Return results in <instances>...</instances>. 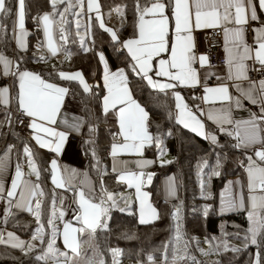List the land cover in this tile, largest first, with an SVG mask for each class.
I'll use <instances>...</instances> for the list:
<instances>
[{
  "label": "snow or ice",
  "instance_id": "1",
  "mask_svg": "<svg viewBox=\"0 0 264 264\" xmlns=\"http://www.w3.org/2000/svg\"><path fill=\"white\" fill-rule=\"evenodd\" d=\"M53 9L51 13L37 15L34 19L38 24L42 23L44 35L48 41V48L51 54L55 56L59 49L53 46V26L56 23L55 17L60 18V40L67 41L65 35L66 29L63 25L68 23L66 16L72 13L77 16L76 35L80 40L81 47H84L85 37L80 36L79 29L82 25L79 18L95 11L97 15L95 20L105 31L111 33L113 41L122 44L123 48L131 58V71L146 80L152 89L161 92L172 91L175 100V109L177 110L175 120L185 129H190L193 133L210 139L214 144L218 142L217 135L211 131L206 132L205 120L213 122L218 126V131L234 138L233 148L242 149L245 152L251 151L246 156V163L242 166L246 172V182L241 180L229 181L224 190L220 193V211H246L249 221V227L241 237L238 233L234 234L236 238L244 241L243 247H235L227 242V239L219 240L212 244V240L206 239L209 244V250L200 249L203 255H210L213 252L223 254L231 251L239 253L249 246H255L256 252L250 254L249 264H264V78L253 80L249 73H264V20H261L260 13H264V0H134V12L137 16L136 33L132 38L125 41H119L118 34L111 28H106L100 15L99 0H50ZM64 6L61 10V6ZM79 7V12H72L73 8ZM124 7L118 6L115 11L124 16ZM170 13V15H169ZM15 16L12 22V38L21 49L26 48L24 37L28 35L25 31V0H16V7L9 6V0H0V33L6 35L5 18ZM91 16L83 25L87 34L91 28ZM207 28H221L224 48L227 53L226 64L227 74L225 77H216L217 85L208 86L200 78V73L194 66L199 63L204 67L207 63V56L195 55V40L192 35L194 30ZM252 33V43L247 40L248 33ZM85 51L88 49L85 47ZM167 55L168 58H164ZM100 61L104 65V86L107 94L103 97V111L107 114L110 110H116L119 123V135L123 137L122 143H113L111 146V155L115 158L118 154H140L146 146L161 148V136H153L148 129L149 113L139 102H137L131 93L128 76L124 68L111 71L104 55L100 54ZM44 59V57H38ZM154 62L158 67H154ZM0 64L3 65V71L0 73L3 77H14L17 83V91L13 97L8 87H0V106L5 109V119L7 125L0 123V127L10 126L13 113L9 110L12 99H15L17 110L22 112L27 118L31 119L29 125L35 132H44L50 137L57 138L55 151L59 152L62 143L66 138L65 132H57L48 127L49 124L56 123L57 114L60 111L61 104L68 89L59 87L43 79L41 75L29 70H22L19 66V58L14 63L13 58L0 52ZM258 65L259 67H257ZM14 69V70H13ZM151 73V74H150ZM59 77L68 80H78L84 88V91H90V86L84 81L82 73L76 72L68 74L59 72ZM164 78V82L160 79ZM222 80L228 83L219 82ZM201 85L203 95L199 97L202 105H192L191 107L183 102L180 92L175 91L178 87H195ZM235 89L239 95H235L230 89ZM250 102L253 106H258V111L248 109L247 118H236L234 109L244 108V101ZM219 105L218 107L216 105ZM204 105H207L205 108ZM72 127L78 130L77 125ZM170 134V133H169ZM37 143L42 147H50L51 141L45 144L39 135L35 136ZM13 146H7V153L12 151ZM24 153L27 159L29 172L26 174L20 163L15 168V176L11 180V188L5 189L2 177H0V194L5 193L9 199L10 208L13 206L19 210H26L35 216L37 229L33 235V240L39 239L41 244L45 243L44 225L41 223L42 201L39 197L45 196L41 186L26 178V176L35 175L37 180L40 178L33 153L30 148L25 146ZM126 163V162H125ZM138 167L143 169L145 166L154 163L150 160H137ZM164 163V162H162ZM171 163V161H167ZM7 167L6 161L0 159V173ZM52 182L56 187L76 189L86 184L87 181L77 182L78 173L74 169L65 168L61 172L56 160L51 161ZM201 175V188L205 187L203 179L204 168L208 167L207 161L198 166ZM220 161L217 160L215 167H212L207 173L208 179L212 176H219ZM113 171H118V179L121 182H127L129 187H134L136 199L139 201L140 223H148L151 220L159 218L155 207L148 203L149 194L143 192L142 186L145 180L144 171H131L127 168L117 169L113 166ZM152 173L147 174V181L150 183L153 178ZM167 191L170 195L175 194V187L170 181ZM203 195V191H202ZM211 193H208L210 198ZM107 202H112L110 206H115V198L108 194L103 195L99 203L93 202V199L86 198L85 192L79 191V215L76 216L79 227H74L71 222H65L63 225V242L67 249H70L74 256H79L80 240L79 235L88 234L93 236L98 228H106L105 217L108 212ZM128 207H131L129 205ZM211 205H205L204 214L207 215ZM122 208L120 211H125ZM180 207H176L172 213L175 224L176 235L174 237L177 245L183 240L180 230ZM11 214V213H10ZM64 211H60L57 217L55 211L48 218V224L52 226V238L47 241V246L36 256L37 260L54 261V264H72L73 257L67 252H60L54 247L55 236L58 229L55 227L56 218L63 219ZM225 233V237H227ZM0 232V243L10 244L11 247L18 248L25 255L36 249V245L21 240L12 232L6 234ZM188 241H184V255H181L180 248L172 250V264H183L186 259H191L192 264H203L197 261L195 257H189ZM168 247L164 246V261H168ZM25 248L27 250H25ZM114 261L118 264L115 257L119 250L111 249ZM62 258V260H61ZM149 260H154L149 256ZM100 264H104L101 259ZM219 264V262H213Z\"/></svg>",
  "mask_w": 264,
  "mask_h": 264
},
{
  "label": "trees",
  "instance_id": "2",
  "mask_svg": "<svg viewBox=\"0 0 264 264\" xmlns=\"http://www.w3.org/2000/svg\"><path fill=\"white\" fill-rule=\"evenodd\" d=\"M99 1L105 27L115 30L121 42L133 37L136 20L134 0ZM143 2L144 0H141V3ZM15 5L16 0H9L10 7L15 9ZM118 6H126L123 17L115 11ZM63 7L62 5L61 10ZM48 11H53L50 0H25V23L28 28L27 46L21 51L16 49L11 31L15 16H10L3 21L7 27L6 35L0 33V52L13 58L14 63L16 58H19V66L22 70L37 73L48 82L67 85L71 93L83 103L85 127L81 145L86 159L85 170L94 181L93 194L95 197L101 198L103 193L117 192L123 188L115 182L116 175L109 170L110 158L106 156L117 131L115 129L116 116L113 111H109L107 114L102 112L100 103L103 96L102 89L93 86L89 92H86L80 86L79 81L78 83L71 80L62 81L58 75L59 72L80 71L87 84H92L95 80L99 81L102 69L96 60V52L102 53L112 70L119 69V67L125 69L134 99L149 113V131L153 136L160 135L162 141V151L161 148L153 144L146 146L143 153L144 156L152 157L155 160L154 165L149 169V173L154 175L147 191L151 203L154 204L159 214L158 219L146 224L138 223L135 212L136 205L135 202H132L131 207H128L129 205L124 207L125 211H120L122 208L118 207L111 209L106 228H98L93 236L88 234L79 236V256L69 254L63 249L59 240V224L55 226L58 231L54 247L73 257L72 264H100L101 259L104 264H113L114 257L111 249L119 250L118 257H115L118 264H165L163 253L164 246L167 244L169 245L167 264H172L173 248L179 247L180 254L184 255V241H188L187 255L195 257L203 264H213L217 261L219 264H249L250 254L256 252L255 246H249L239 253L228 251L223 254L213 252L210 255H203L200 251V249L209 250V244L205 241L213 237L217 238L212 240L213 245L219 240L227 239L230 245L243 247L244 241L236 238L234 234L238 233L241 237L245 234V230L249 227L246 213L237 211L229 215H219L216 206L217 193L223 184L228 179L242 175L239 163L245 162L244 153L233 148V141L230 139L218 137V142L211 144L178 124L175 120V100L172 93L154 90L148 85L146 86L139 76L133 74L130 61L125 53L119 50L120 43L112 40L111 33L101 28L95 17L91 20L92 26L88 32L90 40L87 41L85 38L84 47H81L80 40L76 35L78 18L72 13H68L66 16L68 23L63 25L68 39L61 42V47L64 49L63 57L56 59L36 54L33 46L41 43V29L34 17ZM79 11V7L72 10V12ZM84 17L79 18L82 25L79 33L83 37H85L83 25L86 23ZM56 18H58L56 35L60 37V18L58 16ZM85 47L88 49L87 51L84 50ZM41 56L44 59H38ZM1 80L0 75V85L2 84ZM6 122L5 109L0 106V123L6 125ZM183 139H187L191 143H188L187 146ZM8 144H12L17 151H20L23 146L29 145L35 163L40 170V178L36 181L45 193V196L39 197L43 202L41 223L44 225L45 243L41 244L39 239L34 240L36 249L27 255L18 248L11 249L8 246L0 245V264H45V261L37 260L36 256L41 254V251L47 246V241L52 238L53 228L48 224V218L56 209L54 208L56 193L49 186V154L32 148L29 138L18 132L13 124L8 127H0V153ZM164 152L170 155L171 163H159ZM218 159L220 175L212 176L209 180L207 173L216 166ZM205 161H207L208 167L204 168L205 187L202 190V177L198 175L200 172L198 166ZM169 173L175 178L178 192L176 193L177 199L173 202H165L160 197V180ZM208 193H211L210 198H206ZM205 205H211L207 215L204 214ZM176 207L181 209L179 224L183 240L179 245L174 239L176 221L172 215ZM8 217L5 226L8 230L19 233L25 239L33 237L37 229L34 215H22L14 211ZM225 233L229 235L225 237ZM150 255L154 257V260H149ZM47 264H54V261L49 260ZM183 264H192V260L186 259Z\"/></svg>",
  "mask_w": 264,
  "mask_h": 264
},
{
  "label": "crops",
  "instance_id": "3",
  "mask_svg": "<svg viewBox=\"0 0 264 264\" xmlns=\"http://www.w3.org/2000/svg\"><path fill=\"white\" fill-rule=\"evenodd\" d=\"M72 2H74V0ZM99 3H100V1H99ZM15 7H16V5H15ZM85 10H86V0H85ZM51 12L52 11H48L47 13H51ZM44 13H46V12H44ZM42 14H40V15H42ZM96 15H97V13L95 11H93L91 13H88L87 15H85L84 21L87 22L89 16H91L93 18ZM100 15L102 16L101 7H100ZM169 15H170V13H169ZM260 17H261V20H264V13H260ZM57 19L58 18L55 17L56 21H57ZM135 19L136 20H135L134 32L136 33L137 16H136ZM39 26H40V29H41V32H40L41 43L39 45L36 44L35 46H33L34 52H36V54L38 53L39 55H42L44 57H56V58L63 57L64 49H62V47H61V45H62L61 42L62 41L60 40V37L58 35H56L57 22L53 26V46L57 47L59 49V51L57 52V54L55 56H53L51 54V50L48 48V41H47V38L44 35L42 23H40ZM91 26H92V21H91ZM206 30L207 31L213 30V28L194 30L192 35L194 37L195 33L200 32V31H206ZM25 31L28 33V28L26 27V23H25ZM84 34H85V32H84ZM84 36H85L87 41L90 40L89 36H87L86 34ZM27 38L28 37L26 35L24 37L26 46H27V42H28ZM247 40H248V42L250 44L252 43V33L251 32H250L249 39L247 38ZM222 43H224V39L222 40ZM15 45H16V49L18 51L23 50V49L19 48V46L16 44V42H15ZM118 47H119V50H121L122 52L125 53V55L127 56L128 60L130 61V65H131L132 61H131L129 53L127 52V49L123 48L121 43L119 44ZM100 54H101L100 52H96V57H97L96 60L98 61L99 65H100V67L102 69L101 74H100L101 77H100L99 81H94V82L97 83V86L99 87V89L103 90V96L100 99V103H101L102 112L104 113V111H103V97L107 94V89L104 86V80H103L104 65L100 61V58H99ZM224 56H225V60H226L227 53L225 52V48H224ZM8 57L11 58L10 56H8ZM164 58H168V56L165 55ZM194 66L196 67L197 71L200 73V78H201L202 82L204 84L208 85V86L217 85L218 80L216 79V77L219 76V77L223 78L227 74V64H225L224 66L221 65V66L213 67V66L209 65L208 59H207L206 65L204 67H201V65L199 63H196ZM154 67H158V64H156L155 62H154ZM120 68H122V67H119V69ZM109 69L111 71H116L117 70V69L112 70L110 67H109ZM0 71H1V73L3 71V65L2 64H0ZM64 72L68 73V74L76 73V72H70V71H64ZM1 78H4V77L1 75ZM154 79H160L161 82H164V78H156V77H154ZM61 80L64 81V80H68V79H62L61 78ZM71 81L78 83V80H71ZM84 81H85V79H84ZM143 82H145L146 86L148 85L146 80H143ZM219 82L228 83V81H226V80H222V81H219ZM50 83H54V84H56L59 87H63V88L68 89L67 85H65V84L64 85L57 84L56 82H50ZM88 85L91 86L90 84H88ZM5 86L8 87L7 85H2V84L0 85V87H5ZM14 86L15 87L13 89L10 86L8 87L10 89V94L13 97L15 96L16 91H17L16 80L14 81ZM80 86L84 90L83 85L81 84ZM195 87H202V86L201 85H197ZM189 88H191V87H183V86H181V87L176 88L175 91L180 92L181 96L183 97V102L187 103L190 107L192 105H202L203 102H202L201 99H199V97H201V96H195V94L192 95V94L188 93ZM154 90H157V89H154ZM230 90L235 95H239L238 93L235 92L234 88L230 89ZM157 91H159V90H157ZM87 92H89V91H87ZM168 92L172 93L171 90H169ZM132 96H133V94H132ZM173 99H174V97H173ZM243 103L245 105L244 108L234 109V115L236 116V118H247L248 109L252 110V108H254L255 111H258V106H253V105L250 104V102H248L246 100ZM216 106L218 107L219 105L217 104ZM14 107H17V104H16L15 99H12L11 104L9 106V110H11ZM204 107L206 108L207 105H204ZM110 111H113L114 116H116L117 124L115 126V129L117 131H116V133L114 135V140L111 142V145H110V147L108 149V152L106 154V156L108 158H110L109 170L115 173L116 180H117L116 182H118L119 185L123 186V188L120 189L119 191H124L125 189L129 190V189H132V188L127 187V182L119 181V179H118L119 172L118 171H113V166L115 165V167L117 169L127 168L128 170L137 171V172L142 170V171L145 172V174H146L145 176H147V173H149L150 167L154 165L155 160L152 157L149 158V157L144 156L143 155L144 149H143L142 155H140V154L121 153V154H118L117 157L114 160V158L111 155V146H112L113 143H122L123 142V137L118 134L119 133V123H118V118H117L118 109L110 110ZM252 111H254V110H252ZM176 112H177V110L175 109V111H174L175 115H176ZM83 113H84L83 103L75 95H73L71 93V90L68 89V92L65 94V96L63 98V102L61 104L60 111L57 114L56 123L47 125L48 127H51L53 129H55L57 132H65L67 134L64 142L61 145V148H60L59 152L55 151V144H56L57 138L50 137L44 132H39V133L35 132L32 128L29 127V125L31 123V119L30 118H28L29 119L28 127H29L31 135H29V136L24 135V136L29 138L30 146L32 148H34L37 151H42V152H46V154H49V156H48V160H49L48 161V169H49L48 172L50 174L49 186L56 193L55 207H54V208H56L55 212L57 214V217H58L60 211H64V213H65L64 218L62 220L58 219V218H56L54 220L55 226H56V224H59L58 225L59 229H60V238H59V240H61L62 242H63V235H62L63 225H64L65 222H71L74 227H79L80 226V224L76 220V216H78L80 214L79 211H78V207H79V204H78V202H79V191L82 189L85 192L86 198H91L92 199V198H96L97 197V196L95 197V195L93 194L94 193V189H95V186H94V183H93L94 181L91 179V177L88 175V172H86V170H85V168H86L85 167L86 159H85V155H84L85 154L84 150H83L82 146L80 145V147H79V145H77L76 141L73 140V138L71 137V134L73 136H78V137L82 136L83 137V134H84L83 130H84V127H85V117L83 116ZM72 125H77L78 126V130L74 129L72 127ZM205 125H206V129H205L206 132L211 131V132H213L214 134L217 135V138L218 137H224L225 139H230L231 141H233V143L235 142L233 137H229L225 133L219 132L218 131V126L214 125L213 122L205 120ZM188 130L190 131V129H188ZM194 134H196V133H194ZM36 135H39L41 140L45 144H47L49 141H51V146L50 147H42L41 144L37 143V141L35 139ZM196 135L198 136V138L206 140L208 142H211V144H213V142L210 139H205L203 136H200L198 134H196ZM9 145L10 144L6 145L4 147L5 149H3L1 151V153H0V159H4L6 161V164H7L6 169L2 173H0V177H2V181H3L5 189H10L11 188V180L15 176V168H16L17 163H20L22 165L23 171L26 174L30 171L28 166H27V159H26V155L24 153V148H25L26 145L23 146V148L20 151H17L13 147L12 151L8 152L7 156H5V152L7 151V146H9ZM11 146H13V145L11 144ZM28 148H30V147H28ZM239 150L244 153V155H245V162L244 163H246V156L250 155L251 151L245 152L242 149H239ZM53 160H56L58 168L61 170V172L65 168L74 169L78 173L77 182L86 180L87 183L82 185L81 187H77L76 189H72V188L61 189V188L56 187V185L53 184V182H52L51 161H53ZM137 160H150V161H154V163L145 166L143 169H140L138 167L137 163H136ZM241 170H242V175L241 176H236L234 178L228 179L227 181L225 180L226 182L223 184V186L220 188L219 192L217 193L218 200H217L216 209H217L219 215H221V214L229 215V214H233V213L237 212V211H232V212H228V211L221 212L220 211V193L224 190V188L227 186L229 181L241 180V181L246 182L245 168L243 166H241ZM164 177L162 178V180H160L161 193L162 194H163L164 188L168 187L170 181L173 183V185L175 187V183L173 181L174 177H173V175L171 173H169L167 175H164ZM26 178L37 183V181H36L37 177L34 174L31 175V176H26ZM147 187L148 186H146V189H147ZM119 191H117V192H119ZM129 193L131 194V192H129ZM162 194H161V196H162ZM9 199H11V198L7 197L6 192L0 194V232H3L5 234V238H7L6 234L8 232H12L16 236H18L21 240L34 245L35 243L30 241V240H33V238L25 239L19 233L13 232L11 230H8L5 227L6 223L8 221V218H9L8 216H9L10 213L16 211V212H19L22 215L31 214V213L27 212L26 210L16 209L14 207L15 200H13V206L10 208ZM93 202L99 203L100 202V198L98 197L96 199H93ZM165 202H166V200H165ZM114 207H116V206H114ZM136 208H135V212H136ZM241 212L246 213V211H243V210H241ZM136 215H137V212H136ZM246 215H247V213H246ZM79 236L80 235L78 234V237ZM0 245L8 246V248H11V249H16L14 247H11L10 244L0 243ZM62 245H63L64 249L69 250V249H67L65 247L64 242H63Z\"/></svg>",
  "mask_w": 264,
  "mask_h": 264
},
{
  "label": "built area",
  "instance_id": "4",
  "mask_svg": "<svg viewBox=\"0 0 264 264\" xmlns=\"http://www.w3.org/2000/svg\"><path fill=\"white\" fill-rule=\"evenodd\" d=\"M250 32L248 33L247 38L249 39ZM194 40H195V55L198 57L200 55H206L208 58V63L210 66H224L226 64L225 56H224V43H222L223 40V34L222 29L220 28H214L213 30L209 31H200L194 34ZM259 67L258 65H256ZM250 77L253 80H259L261 78H264V73H257L255 71L249 73ZM3 80L6 83H9L12 81L11 76L3 78ZM188 93L195 96H202L203 95V88L202 87H191L188 90ZM252 110L255 111L254 108ZM13 115L11 117V124L15 125L17 128V131L22 133L23 135H31L28 123L29 119L20 111L17 110V108H12L10 110ZM7 125V122H6ZM8 127V126H6ZM71 137L73 140L76 141L77 145L80 147V141H82V136H73L71 134ZM242 166V163H239Z\"/></svg>",
  "mask_w": 264,
  "mask_h": 264
},
{
  "label": "rangeland",
  "instance_id": "5",
  "mask_svg": "<svg viewBox=\"0 0 264 264\" xmlns=\"http://www.w3.org/2000/svg\"><path fill=\"white\" fill-rule=\"evenodd\" d=\"M73 1V0H72ZM74 2H75V0H74ZM58 21V20H57ZM56 21V22H57ZM57 24H58V22H57ZM86 34V33H85ZM87 36H89L90 34H86ZM40 40H41V38H40ZM39 45V44H38ZM51 58H56V57H51ZM57 59V58H56ZM14 70V69H13ZM2 80H1V82H2V85H7L8 87L10 86V87H12V89L15 87L14 86V81H15V78L14 77H11V79H12V81L11 82H9V83H6L4 80H3V78H1ZM95 81H98V80H95ZM15 108H17V107H15ZM183 141H185L186 142V144L185 145H187L188 143H191V141H188L187 139H183ZM11 145V144H10ZM188 146V145H187ZM164 156H163V158L162 159H160L159 160V163L160 164H164L165 162H167V161H171V157H170V155H168L166 152H164V154H163ZM150 158V157H149ZM162 162H164V163H162ZM167 177V176H166ZM172 177V176H171ZM174 177V176H173ZM165 178V177H164ZM175 179V178H174ZM174 179H173V181H174ZM162 180V179H161ZM117 181V180H116ZM115 181V182H116ZM117 184H119L118 182H116ZM174 183H175V181H174ZM122 184V183H121ZM149 185V182L147 181V176H145V180H144V184H143V186H142V191L143 192H146V193H148L149 194V192L147 191V189H146V186H148ZM160 185H161V183H160ZM127 187H129L128 185H127ZM130 188H132V189H125L124 191H119V192H107V193H103V196L106 198L107 197V195L108 194H112L113 196H114V198H115V206L116 207H119V208H124V206H126V205H131L132 204V202H135V204H136V212H137V220H138V223H139V220H140V217H139V201L136 199V192H135V188L134 187H130ZM167 189H168V187H165L164 188V190H163V194H162V196H161V194H160V197H162V199L165 201H168V202H173V201H175L176 199H177V196H176V193H178L177 192V185H176V183H175V194L174 195H170L169 194V192L167 191ZM129 192H131V194L129 193ZM161 192V191H160ZM111 203L112 202H107L106 204H105V206L106 207H108V212H107V215H106V217H105V223L107 222V220H108V218H109V216H110V212H111V209H113V206H110L111 205ZM148 203H150L153 207H155L154 206V204L153 203H151V201H150V197H148ZM150 222H153V220H151ZM150 222H148V223H150ZM144 224H146V223H144ZM81 236V235H80ZM31 242H33L34 243V240H30ZM61 241V240H60ZM38 243V242H37ZM61 243L63 244V242L61 241ZM63 249H64V247H63ZM65 251H67L69 254H73L72 252H71V250L69 249V250H66V249H64ZM118 250V249H117ZM119 255V254H118ZM118 255L116 256V257H118ZM62 264H63V261H62Z\"/></svg>",
  "mask_w": 264,
  "mask_h": 264
},
{
  "label": "clouds",
  "instance_id": "6",
  "mask_svg": "<svg viewBox=\"0 0 264 264\" xmlns=\"http://www.w3.org/2000/svg\"><path fill=\"white\" fill-rule=\"evenodd\" d=\"M83 139V138H82ZM80 145H81V141H80ZM82 146V145H81Z\"/></svg>",
  "mask_w": 264,
  "mask_h": 264
}]
</instances>
